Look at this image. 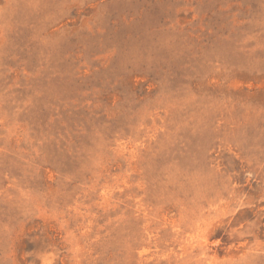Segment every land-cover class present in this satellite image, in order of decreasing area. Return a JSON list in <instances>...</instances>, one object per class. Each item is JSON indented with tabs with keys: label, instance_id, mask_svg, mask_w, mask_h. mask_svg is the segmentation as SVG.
<instances>
[{
	"label": "rangeland",
	"instance_id": "374dc122",
	"mask_svg": "<svg viewBox=\"0 0 264 264\" xmlns=\"http://www.w3.org/2000/svg\"><path fill=\"white\" fill-rule=\"evenodd\" d=\"M0 264H264V0H0Z\"/></svg>",
	"mask_w": 264,
	"mask_h": 264
}]
</instances>
